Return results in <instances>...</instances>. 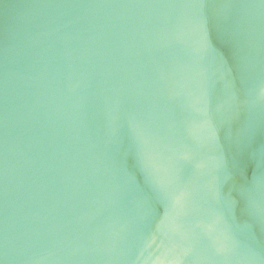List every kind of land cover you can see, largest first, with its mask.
<instances>
[{
    "label": "water",
    "instance_id": "95a60500",
    "mask_svg": "<svg viewBox=\"0 0 264 264\" xmlns=\"http://www.w3.org/2000/svg\"><path fill=\"white\" fill-rule=\"evenodd\" d=\"M0 264H264V0H0Z\"/></svg>",
    "mask_w": 264,
    "mask_h": 264
}]
</instances>
